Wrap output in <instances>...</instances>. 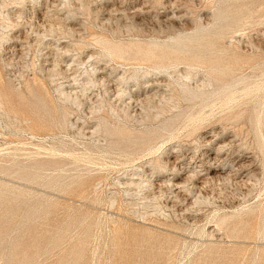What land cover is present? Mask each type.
I'll use <instances>...</instances> for the list:
<instances>
[{"label": "rangeland", "instance_id": "rangeland-1", "mask_svg": "<svg viewBox=\"0 0 264 264\" xmlns=\"http://www.w3.org/2000/svg\"><path fill=\"white\" fill-rule=\"evenodd\" d=\"M0 92V264H264V0H0ZM33 144L85 149L81 185L18 178Z\"/></svg>", "mask_w": 264, "mask_h": 264}, {"label": "bare ground", "instance_id": "bare-ground-1", "mask_svg": "<svg viewBox=\"0 0 264 264\" xmlns=\"http://www.w3.org/2000/svg\"><path fill=\"white\" fill-rule=\"evenodd\" d=\"M148 5V4H147ZM119 7V6H118ZM115 8V7H114ZM47 9V8H46ZM171 9V8H170ZM56 10V9H55ZM137 10V9H136ZM148 10V9H147ZM175 10V9H174ZM116 11V10H115ZM121 13L122 12H124L125 11V8H123V7H120V10H119ZM139 12V11H138ZM138 14V13H137ZM249 14V13H248ZM116 15V14H115ZM134 15V14H133ZM171 16V15H170ZM38 17V16H37ZM40 18V17H39ZM58 18V17H57ZM121 18H122V16H121ZM38 19V18H37ZM49 19V18H48ZM47 19V20H48ZM51 19V18H50ZM59 19V18H58ZM39 20L40 19H38V22H39ZM42 20V19H41ZM47 20L45 21V24H46V22H47ZM57 21V20H56ZM59 21V20H58ZM37 23V22H36ZM33 24H35V23H33ZM41 25V24H40ZM38 26V25H37ZM67 26V25H66ZM53 28V27H52ZM55 28V27H54ZM7 29V28H6ZM44 30V29H43ZM45 31V30H44ZM42 33H43V31H42ZM237 34V33H236ZM38 35V34H37ZM42 35V34H41ZM41 35H39V36H41ZM43 37H45V36H43ZM2 41V40H1ZM58 46V45H57ZM3 48V47H2ZM184 52H185V50H183ZM182 51V52H183ZM63 54V53H62ZM10 61V60H9ZM51 64V63H50ZM54 64V63H53ZM56 66V65H55ZM95 68V67H94ZM92 69V72H94L95 71V69ZM47 69V68H46ZM45 70V69H44ZM47 70H49V69H47ZM213 70V69H212ZM232 70H234V69H232ZM229 71V70H228ZM239 73V72H238ZM95 74V73H94ZM186 75H187V73H185ZM97 77V76H96ZM104 77V76H103ZM103 77H99V78H95V81H99V82H101V83H103V84H108L109 83V81H107V80H104L103 79ZM184 77H186V76H184ZM39 80V79H38ZM186 81V83L185 84H182V91L183 92H185V95L187 96V97H190V99H196V98H199V97H201L202 96V94H196V93H193L192 91H190L189 90V81H190V78H188L187 77V80H185ZM107 86V85H106ZM149 86H152V84H147V86H145V87H149ZM116 89V88H115ZM226 91H228V89H225ZM111 92V91H110ZM140 91H136L135 93H133V94H130L129 95V100H132L133 102H142V104H144L143 103V101H145L146 99H147V97H145V98H140V93H139ZM244 92V91H243ZM71 93V92H70ZM107 93V92H106ZM116 93V92H115ZM142 93V92H141ZM209 94H210V92H208ZM238 93V92H237ZM61 94H63V95H65L66 96V98H70L71 97V94L69 95V93H64V91H62L61 90ZM73 95V94H72ZM208 95V94H207ZM246 95V94H245ZM2 94H1V92H0V109H2V110H4V111H7L6 109H5V105H4V103H3V98H2ZM7 96V95H6ZM117 96L120 98V97H122V94L120 95H118L117 94ZM127 96V95H126ZM147 96V95H146ZM240 96V95H239ZM73 97V96H72ZM117 97V98H118ZM157 97V96H156ZM4 98H5V96H4ZM161 98V97H160ZM73 99V98H72ZM121 102H123V100L121 99ZM130 102V101H129ZM219 103V102H218ZM128 105V104H127ZM131 105V104H130ZM210 109H212V108H210ZM2 112V111H1ZM3 113V112H2ZM5 113V112H4ZM6 114V113H5ZM203 115V114H202ZM198 117V116H197ZM197 117H196V119H197ZM192 119V118H191ZM61 120V123H65V121H66V117L65 116H63V118H61L60 119ZM194 121V120H193ZM24 122L27 124V127H28V129L30 130V129H32V127L34 126V122L32 121V120H30V119H25L24 120ZM190 122H191V120H190ZM190 124V123H189ZM105 132H106V135H108L109 137H111V138H116V137H122V138H120V141L121 142H123V141H128V142H130V147H134V149H131L130 151H129V155H131V153L132 154H135V152H137L138 150H140L142 147H144V146H142L143 144H141L140 146H136V141H135V139L132 137L133 135H132V132H131V130H128V129H125V130H117V129H115V130H109L108 131V129H106L105 130ZM92 133H94V132H92ZM85 134V133H84ZM87 134V133H86ZM10 139V138H9ZM209 141V140H208ZM51 142V141H50ZM209 144H211V143H209ZM208 144V145H209ZM34 146L33 147H35V151H33L32 153L34 154V157H31V155H30V153L29 152H27V153H23V156H24V162L25 163H21V165L19 166V167H17L16 169H14V172H16V173H19V175L20 176H18V178H20L21 180H24V181H26V182H35L36 180H39L40 178H45V179H48V183H49V186H50V188H56L57 190H65V187L67 186V185H69V184H71V183H75V184H79V185H81V182H83V180H81V181H74L73 179H75V178H80V176L79 175H67V172H69V171H72L73 170V168H77V167H79V166H82L84 163H90L91 162V160H93V158L92 157H90L89 155H87V153H86V151H85V149H83V150H80V149H77V150H73V149H71V148H66V147H64V146H62V145H60V146H54V145H51L50 147H49V150H46L44 153H42L41 152V149H43V147H40L39 146V144H33ZM115 145H118L117 143H116V141H114V142H112L111 143V148H113V146H115ZM14 146V145H13ZM16 146V145H15ZM14 146V147H15ZM25 146H26V144H25ZM29 146H31V145H29ZM213 147V146H212ZM216 148V155H218V153H220V151L222 150V147H215ZM2 149V148H1ZM10 149V148H9ZM17 149V148H16ZM19 149V148H18ZM99 149V148H98ZM205 151L202 153V155H204L205 157H207L208 158V160H211V161H214L215 160V156H213V157H210V154H208V151H212V148L210 149V148H208V146L206 145V147H205ZM25 150H27V149H25ZM100 150V149H99ZM16 152H17V150H15ZM48 151V152H47ZM126 151V150H125ZM9 152V151H8ZM8 154V153H7ZM170 153L169 152H166V154H165V156H166V158H165V160H164V164L165 165H167V168H165V171H166V169L168 170H170L171 171V173H169V174H172V180L171 179H166L165 181L167 182V184H166V189H167V191H169V193H173V190H170V188L172 187V186H176V187H180V185H183V184H181V183H179V182H177L176 181V183L173 181L174 179H177L178 177H180V173L183 171V172H185V171H190V170H192V165L193 164H195L193 161V159H190V162H193V164H191L190 162L188 163V165H187V169H183L182 170V167L179 165V164H182V163H179V164H177V162L175 163V162H173L172 163V161H169L170 159H168V156L167 155H169ZM6 155V154H5ZM93 156V155H92ZM196 156V155H195ZM198 157V156H197ZM20 158V157H19ZM95 158V157H94ZM100 158V157H99ZM193 158V157H192ZM103 160V159H102ZM108 160V159H107ZM180 160V159H179ZM179 160H176V161H179ZM98 161V160H97ZM23 162V161H22ZM170 163V164H169ZM106 165V164H105ZM94 166V165H93ZM73 167V168H72ZM98 167V166H97ZM51 170V171H54V170H56L57 172H55L54 173V175L53 174H49L48 176H43V175H41V174H37L38 173V171H40V170ZM82 169H86L85 167H83ZM102 169V168H101ZM220 169V168H219ZM8 169L7 168H5V167H3L2 169H0V193L1 192H3V191H5L6 189H5V183H6V175H8L9 176V174H8V171H7ZM21 172H23V173H25L26 174V176H24V178H23V175L21 174ZM99 172V171H98ZM72 178V179H71ZM70 179V180H69ZM119 179V178H118ZM131 180L132 179H137V178H130ZM76 180H79V179H76ZM192 181V186H191V189H189V193L191 194L192 193V190H194L195 188H196V182H200V179L198 178V176H197V174H195V173H193V174H191L189 177H187L185 180H184V184H185V182H191ZM201 181H202V179H201ZM205 181V180H204ZM128 182V181H127ZM131 182H133V180L131 181ZM172 182V183H171ZM195 182V183H194ZM47 183V184H48ZM148 183V182H147ZM171 183V187H170V184ZM208 183V182H207ZM207 183H205L204 182V184L206 185ZM117 184V183H116ZM124 184L126 185L127 183H124L123 182V186H124ZM133 185L134 183H130V185ZM136 184V183H135ZM134 184V186H139L140 188H141V184L140 183H138V184H136L135 185ZM202 184V183H201ZM129 185V184H128ZM129 185V186H130ZM156 186H154V184L153 183H150L149 185L148 184H146V185H144L143 187L144 188H148V190L149 189H152V188H158V190L160 191V193H162L163 194V192H161L162 191V186H163V184L162 183H160V184H155ZM165 185V184H164ZM203 186V185H202ZM135 187V188H136ZM142 187V188H143ZM204 187V186H203ZM138 188V187H137ZM139 188V189H140ZM143 188V189H144ZM165 188V187H164ZM166 189H165V191H166ZM96 190V189H95ZM141 190V189H140ZM139 190V191H140ZM146 190V189H145ZM157 190V191H158ZM164 190V189H163ZM142 191V190H141ZM152 191H153V189H152ZM158 191V192H159ZM155 193V192H154ZM125 194H126V192H125ZM158 194V193H157ZM189 194V195H190ZM198 194V193H197ZM136 195V194H135ZM138 195V194H137ZM175 195H177L176 193H175ZM186 195H188V194H186ZM199 195V194H198ZM154 197V196H153ZM159 197H161V196H159ZM166 197V196H165ZM179 197V196H178ZM147 198V197H146ZM162 198V197H161ZM114 199V198H113ZM112 200V199H111ZM197 200H198V197L196 196L195 197V200H194V204L197 202ZM102 202V201H101ZM110 202V201H109ZM173 203V202H172ZM113 205H114V203H113ZM189 205H192V204H189ZM111 206V205H110ZM130 206V205H129ZM131 207V206H130ZM193 207V206H192ZM172 208V207H171ZM217 221H220V219L218 218L217 219ZM113 223H114V221H112ZM217 224V223H216Z\"/></svg>", "mask_w": 264, "mask_h": 264}]
</instances>
